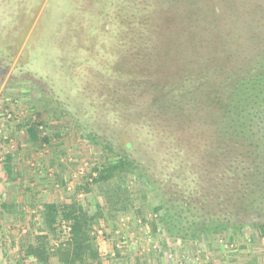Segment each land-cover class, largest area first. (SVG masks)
<instances>
[{
    "label": "rangeland",
    "instance_id": "rangeland-1",
    "mask_svg": "<svg viewBox=\"0 0 264 264\" xmlns=\"http://www.w3.org/2000/svg\"><path fill=\"white\" fill-rule=\"evenodd\" d=\"M134 43L142 44L139 59L155 67V76L175 75L181 59L194 66L223 61L228 68L257 62L264 50V0H0V66L6 71L0 78V264H59L53 254L67 241L69 226L62 211L74 204L96 216L90 236L99 260L83 264H119L124 249L118 246L132 239L133 264H181L182 256V264H227V256L247 258L242 249H253L257 264H264V186L256 209L239 217V231L223 221L218 231L202 234L195 231L198 218L168 207L173 222L161 220L168 196L159 188L173 192L180 185L186 199L199 193L192 171L200 163L185 148L180 152L178 139L159 141L144 131L134 142V155L156 188L133 172L94 181V169L115 158L56 102L86 130L112 134L119 122L113 97L124 92L113 78L126 73L110 67L130 63ZM193 116L189 128L203 139L213 134ZM256 131L264 168V104ZM123 137L115 135L119 143ZM183 139L200 150L210 144ZM111 189L125 197L121 211L108 208ZM49 204L58 211L53 226L45 221ZM42 244L47 263L31 249Z\"/></svg>",
    "mask_w": 264,
    "mask_h": 264
},
{
    "label": "trees",
    "instance_id": "trees-1",
    "mask_svg": "<svg viewBox=\"0 0 264 264\" xmlns=\"http://www.w3.org/2000/svg\"><path fill=\"white\" fill-rule=\"evenodd\" d=\"M132 33L136 39L140 38L138 31ZM141 45L133 44L130 63H113L110 67L116 73H126L123 77L117 75L113 78L124 92L113 97L111 106L115 121L119 122L114 123L116 128L112 134L101 129L102 134L86 130L66 105L56 102L88 139L115 158V162L94 169V181L107 183L119 174L133 172L156 188L147 168L134 155V142L144 131H149L148 136L158 140L165 137L178 139L180 152L185 148L200 163L192 171L199 193L190 194L186 199L180 185L173 192L159 188L160 195L168 196V200L165 198L166 202L162 203L165 208L161 220L171 224L176 216L170 213L172 209L175 214L187 213L198 218L195 231L202 234L209 232L210 228L218 231L224 227L223 221L226 226L236 224L238 231L241 230L239 217L256 209L264 186L263 152L261 140L256 135L259 109L264 104V50L257 62L247 59L230 63L229 68L223 61L212 60L211 65L203 62L194 66L181 59L182 66L176 69L175 75L155 76L152 73L155 67L139 59ZM100 106L104 107V104ZM191 113L196 122L207 124L213 134L203 139L198 130L189 128V123H194ZM120 128L123 131H119ZM191 130L195 133L191 134ZM121 132L125 141L119 143L115 135ZM183 138L205 140L210 144H203L200 150L195 142L194 145L184 144ZM107 201L113 212L126 207L125 197L118 189L109 190ZM57 216L55 206L47 205L46 224L53 226ZM62 218L69 226L67 241L53 254L58 257V263L83 264L86 259L97 262L99 254L90 236L91 221L96 216H88L74 204L64 208ZM259 231L264 234L263 226ZM31 249L39 261L47 263L50 255L45 256L43 244ZM37 250H40L38 254Z\"/></svg>",
    "mask_w": 264,
    "mask_h": 264
},
{
    "label": "crops",
    "instance_id": "crops-1",
    "mask_svg": "<svg viewBox=\"0 0 264 264\" xmlns=\"http://www.w3.org/2000/svg\"><path fill=\"white\" fill-rule=\"evenodd\" d=\"M125 235L129 236L127 233ZM132 243H134L133 239L131 240V243H130L131 245H128V241L124 242V244H126L125 246H123V245L122 246H118L117 245L118 249L119 248L121 249V247L124 249V252H120V255H119L120 257L118 259V260H120L119 264H131V262L133 264L134 260L132 258V254H131V250H133V249H131V248H134V246H133ZM244 252H248L249 253L247 258L244 257L243 259H239L238 256H227L226 259H225L226 263L227 264H257V259L258 258L253 253L254 252L253 249H252V251L248 250V249L247 250L242 249V250L238 251L239 254H243ZM164 260L166 261L165 257H164ZM148 262H149V260H148ZM137 264H142V263H137ZM258 264H259V262H258Z\"/></svg>",
    "mask_w": 264,
    "mask_h": 264
},
{
    "label": "flooded vegetation",
    "instance_id": "flooded-vegetation-1",
    "mask_svg": "<svg viewBox=\"0 0 264 264\" xmlns=\"http://www.w3.org/2000/svg\"><path fill=\"white\" fill-rule=\"evenodd\" d=\"M5 72H6L5 69L1 68V66H0V78H1V76H3V73H5Z\"/></svg>",
    "mask_w": 264,
    "mask_h": 264
},
{
    "label": "built area",
    "instance_id": "built-area-1",
    "mask_svg": "<svg viewBox=\"0 0 264 264\" xmlns=\"http://www.w3.org/2000/svg\"><path fill=\"white\" fill-rule=\"evenodd\" d=\"M184 259V256H182V258L180 259V263L182 264V262H181V260H183ZM186 262V261H185Z\"/></svg>",
    "mask_w": 264,
    "mask_h": 264
}]
</instances>
